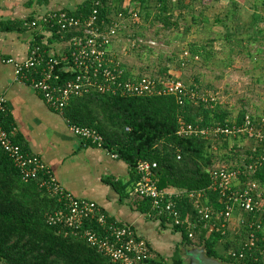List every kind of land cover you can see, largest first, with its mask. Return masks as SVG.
<instances>
[{
    "label": "trees",
    "instance_id": "1",
    "mask_svg": "<svg viewBox=\"0 0 264 264\" xmlns=\"http://www.w3.org/2000/svg\"><path fill=\"white\" fill-rule=\"evenodd\" d=\"M212 1L219 0H130V6L125 9L124 1L114 0L115 6L112 12L115 16L124 13L126 17L133 12L137 13L146 21L152 20L153 27L159 25L163 31L170 30V35L180 39L183 35L187 36L193 28L188 25L182 28V32L177 31L180 21L184 22L189 15L195 25H204V34L211 30L209 21L203 13ZM196 3L201 9L199 15L194 14L193 8ZM94 11L97 12L99 20L107 18L111 13L108 0H86L70 13L84 19L92 16ZM22 24L23 22L5 21L0 25L6 32L25 31ZM204 34L199 31L198 38H205L206 41L214 43L215 38ZM59 37L57 32H53L50 41L59 42ZM70 37V34L66 35L65 40ZM133 42L134 49L143 47L137 41ZM37 43L40 44V41ZM203 43L196 41L189 44L179 63L182 64L185 59L186 63L190 62L191 65L200 60L201 65L208 69L209 56ZM213 66L222 68V63ZM230 66L231 64L228 63L225 67L230 68ZM62 68L60 73L63 71ZM126 72L129 78L135 74L129 70ZM64 76V81L69 79ZM168 76L166 69L161 74L149 75L154 78ZM181 81L184 83L183 80ZM184 85L189 89L203 92L195 85L187 86L185 83ZM203 94L208 93L203 92ZM233 115L234 112L222 107L219 100L210 108L209 105L192 103L189 100L178 105L172 96L136 98L96 93L71 99L64 111L68 125L96 131L103 139L100 148L125 163L135 182L136 165L139 162L154 163L156 168L152 179L157 183L159 190L172 189L187 193L206 190L207 203L215 212L223 211V206L219 204V195L207 190L211 183L212 171L217 166L240 170L241 174L233 186L234 191L241 190L242 186L249 183H256L258 188H263L264 163L256 161L262 155V148L258 147L255 152H251L253 142L245 141L242 136L231 139L187 138L178 136L177 132L181 124L200 128L240 125L249 113L240 109L235 117ZM263 116L250 115L254 121ZM0 121L5 130L10 131L13 128L5 112L0 115ZM126 128L129 129L128 132L125 131ZM13 140L20 145L17 136H14ZM229 142H232L231 147ZM244 142L245 144H242ZM249 166L254 167L255 170L249 171ZM104 183L120 192L119 184L112 179L107 178ZM136 205H139L142 213L149 212L148 201L138 199ZM176 205L182 217L195 215L192 204L186 198L177 201ZM60 208L61 204L58 200L47 195L39 187L38 180L24 183L9 157L0 150V264H116L96 248L90 247L82 238L65 236L58 227L48 226L47 217ZM246 216L251 217L247 214ZM153 221L159 222L162 229L169 228L174 233H180L182 238L180 247L204 246L208 258L226 264H264V242L261 241L260 232L256 234L257 245L252 258L234 261L228 255L221 253L237 251L241 244L239 246L229 242L225 245L221 244L223 240L226 241L221 227L225 222L223 218L214 220L216 230L210 234L201 228L195 230L194 240H189L182 228L171 227L164 220ZM220 244L223 245L221 252L217 250Z\"/></svg>",
    "mask_w": 264,
    "mask_h": 264
},
{
    "label": "built area",
    "instance_id": "2",
    "mask_svg": "<svg viewBox=\"0 0 264 264\" xmlns=\"http://www.w3.org/2000/svg\"><path fill=\"white\" fill-rule=\"evenodd\" d=\"M137 17L134 12L129 17L118 13L112 18L99 20L94 11L92 16L81 19L65 10L49 11L39 18L24 21L22 26L28 32L39 30L50 35L57 32L64 47L63 54L55 56L40 44L33 46L22 60L9 58L3 62L12 67L14 82L30 87L50 110L60 115L64 114L71 99L92 93L136 98L172 96L178 105L189 100L212 108L217 103V97L189 89L181 80L170 76H126L125 68L115 55L114 45L120 39L119 33L127 19L134 22ZM69 34L71 37L65 40ZM130 45L133 47L135 44ZM185 65L186 60L183 59L181 66ZM63 76L69 79L64 81ZM5 103V98L0 95V115L5 112ZM68 126L85 143L100 148L103 139L96 131ZM125 131L128 132L129 129L126 128ZM177 135L204 139L242 136L245 141L253 142L251 152H255L258 147L262 148V155L256 161L264 163V116L254 121L250 115H246L240 125L231 126L200 128L181 124ZM14 136L15 129L5 130L0 121V150L9 157L21 180L24 183L38 180L39 187L61 204L59 211L47 217L48 226L58 227L65 236L82 238L112 263L147 264L150 258L148 244L137 236L131 226L110 221L95 203L76 198L67 192L39 157L27 154L14 142ZM155 168L156 164L149 162H139L136 165L137 179L130 197L148 201L149 219L164 220L171 227L184 229L189 240L195 239V230L198 228L204 229L208 234L214 232V220H229L234 209L254 218L264 219V194L256 183H249L238 191L233 190L234 183L241 174L238 169L229 170L227 167L217 166L212 171L207 190L217 193L219 204L223 206V211L215 212L207 203L206 190L188 193L159 190L152 179ZM248 169L255 170L252 166ZM184 198L192 204L194 216L182 217L176 202ZM242 225L245 241L239 250L228 254L234 261L252 258L257 245L256 234L262 229L261 223L256 219Z\"/></svg>",
    "mask_w": 264,
    "mask_h": 264
},
{
    "label": "crops",
    "instance_id": "3",
    "mask_svg": "<svg viewBox=\"0 0 264 264\" xmlns=\"http://www.w3.org/2000/svg\"><path fill=\"white\" fill-rule=\"evenodd\" d=\"M65 1L68 3L73 0H0V24L5 21L24 22L39 18L49 11H67L68 9L64 7ZM84 1L79 2L84 3ZM123 1V8H128L130 0ZM212 3L214 1L210 3V6ZM217 3L222 5V20L214 24L220 28L221 32L212 29L214 32L212 35H215V39H220L222 43L239 42L237 47H229V51L222 52V60L212 64L221 62L222 70H235L242 74L253 72L256 73L255 76L252 75L253 79L256 78L255 81H264V0H219ZM82 4L74 6L68 12H74ZM114 16L110 13L108 18ZM205 17L207 18V15ZM131 23L127 19L119 35L129 34L130 31L133 33L134 26L140 27L135 30V34L140 33L142 36L150 29L137 21ZM157 29L161 27H155L154 34L158 32ZM141 35L138 37L143 38L144 41L156 42L155 40L160 38V36L158 38L150 36L151 38L146 39ZM198 35L199 31L187 37L184 35L180 39L175 38V42L181 45V47L177 46L180 47V59L188 50L190 43L196 41L201 43L205 40L198 38ZM50 36L39 30L6 32L0 25V95L5 98V113L15 129L18 143L24 152L39 157L67 192L76 198L95 203L110 220L131 226L137 236L145 240L150 248L147 264H184L182 261L184 246L180 247L182 241L180 233H174L169 228L162 229L159 222L149 219L147 213L140 211L139 205H136L138 199L130 197L135 181L127 165L101 148L89 147L70 131L64 114L58 115L50 110L30 87L14 82L12 67L4 64L3 61L9 58L24 59L35 44H43L50 53L60 56L64 52V47L60 41H50ZM38 41L40 44L37 43ZM126 42L127 45L123 48L125 52L134 49L130 45L133 40L131 43L129 40ZM119 43L120 39L114 47L117 48ZM228 63L231 64L230 68L225 67ZM169 67L171 66L168 65L164 69L170 77L182 79V73L179 70L169 69ZM257 91L261 96L262 109H264V87ZM107 178L119 184L120 192L104 183ZM261 190L264 194V187ZM254 219L261 223V241L264 242V219L249 217L234 209L231 218L222 225L226 241L223 240L221 244L225 245L228 242L238 246L242 244L245 241V230L242 224ZM217 250L221 252L223 245L222 248L218 246ZM229 252L222 251L221 254L228 255Z\"/></svg>",
    "mask_w": 264,
    "mask_h": 264
},
{
    "label": "rangeland",
    "instance_id": "4",
    "mask_svg": "<svg viewBox=\"0 0 264 264\" xmlns=\"http://www.w3.org/2000/svg\"><path fill=\"white\" fill-rule=\"evenodd\" d=\"M75 1L76 0L70 2L68 1V3H66L65 1L67 5L64 4L65 5L64 7L68 9L67 11H71L70 9H72L74 6L76 7V5H80L83 3V2H79L80 0H77L78 3L77 4L75 3ZM108 5L109 7H111V13H114L112 12L115 6L114 0H108ZM193 10L195 15H199L198 12L201 11L200 6L197 3L195 4ZM203 15L204 16L207 15V18L209 19L210 22V23L208 22V24L209 26H211V30L209 32H206V34H204L203 32L205 31L203 29L204 25H195V23H193V21L190 20V15L187 18H185L186 20L184 22L180 21L179 29L177 31L182 32L183 30L182 28L184 26L190 25L193 28H191V32L189 34L192 33L196 34L198 31H200L202 34L206 36H213L215 38V35H212L214 33L213 31L216 30L217 32H221L220 28H218V26H216V24L214 23L216 22V20H222L221 19L222 5L214 1V3H212L211 6L207 8V10L203 13ZM136 21L137 23H141L142 25H145L146 27L150 28L149 29L150 32L149 31L144 32L145 35L143 36L140 33L135 34V30L140 29V27L136 28V26H134L133 33H131L130 31L129 34L120 35V43L118 44L117 48L114 47L115 55L121 61L126 71L129 70L136 74L143 73L149 76L150 74L152 75L161 74V72H163V69L166 68V66L170 65L171 67H169V69L174 68L182 73L183 82L187 86L195 85L199 90L206 92L209 95H213L217 97L219 102L222 104V107L234 112L233 115L234 117L237 115V111H239L240 109H244L245 112L249 113V115L252 116L264 115L262 109L263 104L261 103L262 102L261 96H259L258 94L259 91H257L263 89L264 81L263 80L255 81L256 78L253 79L252 75L255 76L256 73L252 72V73L242 74L240 71L236 72L235 70H227V69L222 70V68L219 67L217 68L212 64L215 63L217 60H222V52L229 51L230 50V49L228 50L229 47H237L239 41H233L232 44H227L225 42L222 43V41H220V39L218 38L215 39L214 43L210 42L209 40L208 41L204 40L203 44L206 49V54L209 56L207 63H209L210 67L207 69L205 66L201 65L200 60L199 62L196 61L197 63L194 62L195 64H191V65L189 64L190 62L186 63V65L182 67L181 64L179 63L182 60V58L181 59L179 58V54L181 53L179 52L181 45L180 44L178 45V43L175 42L176 39L174 38L173 35H169L171 34V31L170 30L163 31L162 29H157L158 32L154 34L155 27H153L152 26L153 24H151L153 22L152 20L146 21L141 16H138ZM138 35H141L146 39L149 38L150 36L152 38L154 37L158 38V36H160V38L157 39L158 41L155 40L156 42L148 41V40L144 41L143 38L138 37ZM121 40H123V42H121ZM128 40L130 43L132 40L133 41L136 40L137 43L141 42L140 45H142L143 47L139 48V50L131 49L130 51L125 52L126 50H124L123 48L127 45L125 44V42ZM132 43L135 44L134 42ZM177 46L180 47L178 48ZM235 50L237 49L235 48ZM182 79L180 78L178 80H182ZM21 88L25 89L26 87H21ZM234 117H232V119ZM231 146H232V142H229V147ZM220 247L222 248L221 244Z\"/></svg>",
    "mask_w": 264,
    "mask_h": 264
},
{
    "label": "water",
    "instance_id": "5",
    "mask_svg": "<svg viewBox=\"0 0 264 264\" xmlns=\"http://www.w3.org/2000/svg\"><path fill=\"white\" fill-rule=\"evenodd\" d=\"M182 261L184 264H226L216 259L208 258L204 246L186 248L183 247Z\"/></svg>",
    "mask_w": 264,
    "mask_h": 264
}]
</instances>
